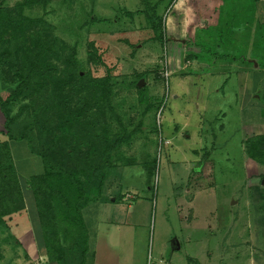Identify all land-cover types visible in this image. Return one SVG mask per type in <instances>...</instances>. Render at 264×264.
Here are the masks:
<instances>
[{"label":"rangeland","instance_id":"374dc122","mask_svg":"<svg viewBox=\"0 0 264 264\" xmlns=\"http://www.w3.org/2000/svg\"><path fill=\"white\" fill-rule=\"evenodd\" d=\"M17 1L5 0L8 6ZM260 1L149 0L159 2L156 15L167 37L160 45L147 42L151 32L145 14H135L145 8L141 0H51L48 19L66 42L76 39L79 22L91 16L112 21L78 31V58L84 62L85 43L94 40L107 65L116 66L125 112L135 125L141 122L136 137L119 154L117 174L105 186L108 201L83 211L96 264H146L148 256L156 264H264V235L250 191L259 183L264 186V167L246 157L242 144L248 136L264 134V74L255 56L260 54L255 28L264 24ZM213 8L229 11L228 18H219L218 24L213 19L209 26ZM223 22L232 31L227 41L236 47L231 56L237 53L230 71H250L244 83L232 73L222 79L205 74L215 65V51H199V41L208 36L222 41L216 49L221 55L228 33ZM126 43L136 46L132 55ZM241 49L252 63L242 61ZM184 51L193 61L203 60L205 71L184 59ZM89 68L94 71L84 66ZM134 73H146L142 88L162 102L142 119L136 90L127 89ZM2 125L0 114V132ZM11 152L22 179L42 171L41 161L23 144L12 143ZM16 220L17 226L0 234V264H23L27 253L30 264L44 262L37 260L31 223Z\"/></svg>","mask_w":264,"mask_h":264},{"label":"trees","instance_id":"16d2710c","mask_svg":"<svg viewBox=\"0 0 264 264\" xmlns=\"http://www.w3.org/2000/svg\"><path fill=\"white\" fill-rule=\"evenodd\" d=\"M141 1L145 8L135 14H145L151 32L147 42L163 45L167 37L156 15L159 2ZM50 3L20 0L8 6L0 0V234L8 232L10 221L25 212L37 249L45 253L44 264H85L89 246L83 211L91 204L108 201L105 186L117 174L119 154L136 137L141 122L135 125L125 112V98H120L117 90L116 66L107 65L94 40L85 43L84 62L78 58V31L112 21L91 16L79 22L76 39L69 43L56 34L48 19ZM34 10L41 14H32ZM228 13L213 8L209 26L228 18ZM234 13L232 17L237 15ZM227 24L220 23L225 32ZM206 28L203 25V30ZM255 30L256 42L260 41L256 44L260 53L255 54L260 57L257 66L264 74V24L258 23ZM227 31L224 43L232 33ZM211 35L215 37L214 32ZM211 37L200 45L205 52L222 43ZM126 45L132 55L136 46ZM85 65L94 71L84 70ZM145 76L134 73V80L127 84V89L136 90L141 119L162 103L148 96L145 87L138 89L134 84ZM12 143L23 144L29 155L37 157L42 171L22 179L14 164ZM242 144L246 157L264 167V134L248 136ZM251 188L264 235V186L259 183Z\"/></svg>","mask_w":264,"mask_h":264},{"label":"crops","instance_id":"0c3cea01","mask_svg":"<svg viewBox=\"0 0 264 264\" xmlns=\"http://www.w3.org/2000/svg\"><path fill=\"white\" fill-rule=\"evenodd\" d=\"M258 1H260V0H257V2ZM192 2H193V0H192ZM195 3H196V1H195ZM260 5H261V8H260L261 9V13L264 14V0L263 1H260ZM199 29H202V28H199ZM197 34L198 33L196 32V35ZM184 41H186V40L179 41V43H182L183 46L186 47L187 44L184 43ZM202 44H203V41L200 40L198 46H199V51H201V52H202L203 49L201 48L200 45H202ZM219 47L217 46V48H215V47L213 48V52L215 51V54H213V58L212 59L214 60V64L215 65L212 68V70L210 68V71H205L204 70L208 66H206L204 64V61L203 60L202 61L201 60L199 61L197 59L196 60L194 59V61H193V59H190L188 51H184L183 58L186 59L187 61H190L191 64H194V65L197 64V66H199L201 68V70H204L206 72L205 73L206 75L208 73V75H210V76H217V77H220L222 79V78H226V76H229V74L232 73L234 75H237L238 78L240 77L239 78L240 82L243 81V83H244L245 82V77L248 78V75H249L250 71H248V73L245 72L244 69L243 70H241V69L236 70L235 69L232 72L230 71L231 69H230L229 65H232L233 62L235 63L236 58H237V53H234L233 54L234 57L231 56V53H233V51L235 52V48H236L235 46L232 45V41L231 42H229V41L225 42V49H223V51L221 52V55H216L217 54L216 51H221V50H216ZM237 47L238 48H241L242 46L238 45ZM241 50H242V54H243V56H241L242 61L247 62L249 64L252 63L253 60L248 59L247 57H245L244 56L245 53H243V49H241ZM203 52H205V51L203 50ZM246 59H248V60H246ZM18 217H21V218H24V219H28L27 218V215L25 214V212L22 213L21 215L15 217V218H13L10 221V223L8 224L9 232L11 231L10 229H12L14 226H17L18 221L16 220V218H18ZM88 242H89V239H88ZM25 256H26L27 260L29 261L30 260V255L27 253V254H24L23 255V257H25ZM40 258L41 259H45V253H44L43 250H38L37 260L40 259ZM24 261L25 262L23 264H30L32 262L31 261L29 263L28 261L26 262V260H24ZM40 264H44V262H41ZM85 264H96L95 263V257H94V251H91L90 248L88 250V255L86 257ZM146 264H147V261H146ZM159 264H161V263H159Z\"/></svg>","mask_w":264,"mask_h":264},{"label":"water","instance_id":"95a60500","mask_svg":"<svg viewBox=\"0 0 264 264\" xmlns=\"http://www.w3.org/2000/svg\"><path fill=\"white\" fill-rule=\"evenodd\" d=\"M255 66H256V64H255ZM143 83H144L143 79H140L139 82L136 84V87H137L138 89H141ZM263 183H264V180H263L262 184H263ZM177 249H178V248H177Z\"/></svg>","mask_w":264,"mask_h":264},{"label":"built area","instance_id":"2783aa9c","mask_svg":"<svg viewBox=\"0 0 264 264\" xmlns=\"http://www.w3.org/2000/svg\"><path fill=\"white\" fill-rule=\"evenodd\" d=\"M147 264H156V263L152 262V259L150 258V256H148V258H147Z\"/></svg>","mask_w":264,"mask_h":264},{"label":"flooded vegetation","instance_id":"af4514ba","mask_svg":"<svg viewBox=\"0 0 264 264\" xmlns=\"http://www.w3.org/2000/svg\"><path fill=\"white\" fill-rule=\"evenodd\" d=\"M172 248L173 249H177V246H176V243L175 242H172Z\"/></svg>","mask_w":264,"mask_h":264}]
</instances>
